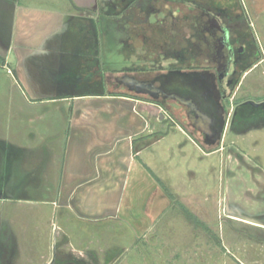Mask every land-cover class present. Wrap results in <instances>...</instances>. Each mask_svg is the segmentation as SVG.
Listing matches in <instances>:
<instances>
[{
	"label": "crops",
	"instance_id": "obj_1",
	"mask_svg": "<svg viewBox=\"0 0 264 264\" xmlns=\"http://www.w3.org/2000/svg\"><path fill=\"white\" fill-rule=\"evenodd\" d=\"M62 1L65 4L0 0V67L11 76L12 98L20 99L24 107L56 108L16 110L20 118L28 112L27 121L43 123L23 128L22 133L0 132V203L38 204L21 197L33 189L36 174L34 178L43 179L38 189L53 195L52 204L63 214L69 211L85 222L112 219L121 211L133 216L131 211L142 212L149 202V190L158 187L142 163L161 181L168 179L161 178L144 156H158H153L154 148L170 134L164 130L157 140L149 137L133 145L134 140L161 130H155L135 100L104 89V79L110 75L103 64L105 53L92 34L93 15L81 10L92 9L97 0ZM80 34L88 35L82 45L74 43ZM45 141L59 148L54 160L36 158L30 164L32 147L43 148L45 156L51 152ZM17 171L27 178L18 188ZM19 251L23 252L21 247Z\"/></svg>",
	"mask_w": 264,
	"mask_h": 264
},
{
	"label": "rangeland",
	"instance_id": "obj_2",
	"mask_svg": "<svg viewBox=\"0 0 264 264\" xmlns=\"http://www.w3.org/2000/svg\"><path fill=\"white\" fill-rule=\"evenodd\" d=\"M59 1L61 5L66 2ZM102 1L97 0L92 9L81 10L88 13L98 11ZM241 2L251 17L254 31L264 50V0ZM84 39L88 40V35L80 34L74 43L82 45ZM108 40L106 37L95 43L105 53L103 64L109 70L119 66L123 59L113 50L111 53ZM11 83L7 69L0 67L1 134L22 133L25 131L23 128L41 126L43 123L27 121L28 112L20 118L16 110H56L52 104L24 107L20 99L12 98L9 92ZM106 90L112 91L113 88ZM117 91L123 90L117 88ZM128 97L136 101L138 110H143L149 116L155 130H166L170 134L166 141L154 148L157 153L153 156L159 155L151 160L145 154V160L161 178L168 177L164 178L165 182L162 180L163 184L176 201L190 210L207 230L187 218L175 199H170L159 185L157 191H152V188L149 190V202L143 206L142 212L131 211L136 213L133 215L135 217L121 211L112 219L85 222L76 214L69 211L63 214L62 210H57L52 204L55 197L38 189L43 179L34 178V174L31 180L33 189L21 196L38 204H17L15 201L0 203V218L4 219L3 222L8 225L24 252L19 251L16 264L48 263L53 240L64 254L70 253L87 264L94 261L95 264H106L116 255V260L111 264H264V233L236 224L234 219L225 215L223 209L225 195L235 198L242 188L255 190L243 169L240 186H237L235 150L222 144L225 148L223 151H214V147L204 145L198 134L197 141L183 110L176 106L171 107L174 110H161V106L146 96ZM241 97L264 99V62L244 77L237 96L233 94L229 102L242 100ZM160 114H163L162 119ZM227 135L226 131L224 143L231 140L235 142V136L227 138ZM254 140L257 142L256 152L264 156V130L251 131L244 136L242 142L246 150L253 152L251 147ZM29 141L26 140L27 144ZM44 143L49 145L48 149L52 153L45 156L42 154L43 148L32 147L33 152L28 159L30 164L36 158L54 160L59 148L52 147L51 141ZM54 173L52 171V175ZM22 181L25 184L27 178L24 179L23 173L17 171L14 185L18 188ZM50 190L54 191L52 188ZM14 195L20 197V193ZM22 254L28 259L22 258Z\"/></svg>",
	"mask_w": 264,
	"mask_h": 264
},
{
	"label": "flooded vegetation",
	"instance_id": "obj_3",
	"mask_svg": "<svg viewBox=\"0 0 264 264\" xmlns=\"http://www.w3.org/2000/svg\"><path fill=\"white\" fill-rule=\"evenodd\" d=\"M90 14L95 42L107 37L111 53L113 50L123 59L119 66L108 70L105 90L113 88L111 92L116 94L150 99L149 94L130 92L116 78L131 76L139 81H153L157 88L174 90L165 86L161 77L179 72L204 79L198 88H190L191 92L208 86L219 96L218 108L207 109L212 118L225 122L214 151H223L222 144L233 148L237 186L243 169L255 188H242L235 198L225 195L223 209L235 214L231 219L236 224L264 233V156L256 152L255 140L253 152L246 150L242 142L249 132L264 130V110L244 103H259L264 99L241 97L242 100L229 102L233 94L237 96L244 77L264 62V50L241 0H103L101 8ZM117 88L123 91L118 92ZM154 102L161 110H174L173 106L183 110L188 126L195 132L193 135H200L204 141L187 120L188 107L162 93H157ZM226 131L227 138L235 136V142L224 143ZM196 139L199 141L198 136ZM3 220L0 218V264H16L19 243ZM53 242L51 258L46 264H87L70 253L64 254L57 242ZM116 258L117 255L109 262Z\"/></svg>",
	"mask_w": 264,
	"mask_h": 264
},
{
	"label": "water",
	"instance_id": "obj_4",
	"mask_svg": "<svg viewBox=\"0 0 264 264\" xmlns=\"http://www.w3.org/2000/svg\"><path fill=\"white\" fill-rule=\"evenodd\" d=\"M161 80L164 81L165 86L175 89L169 90L163 86L157 88L154 87L153 81H139L131 76L116 78L118 84L128 87L129 91L136 95L149 94L150 99L155 101L157 93H162L163 96L167 95L168 98L178 101L180 105L188 107V110H186V117L190 126L205 138L203 141L204 145L215 147L221 138L225 125L223 119L219 120L212 118L209 113L210 110H207L210 107L218 108L217 103L219 96L215 91L207 86L205 90H193L195 92H191L189 90L190 88H198L200 84L204 83V79L194 74L172 73L166 77H161ZM145 90L147 92H144ZM154 93L155 96H153ZM244 104L264 110V101L259 103L247 101ZM219 107L221 109V106ZM218 111L221 113L224 110ZM162 118L163 114H160V119ZM225 215L235 218V214L228 212L227 208L225 209ZM111 263L112 261L108 264ZM51 264H54V262Z\"/></svg>",
	"mask_w": 264,
	"mask_h": 264
},
{
	"label": "trees",
	"instance_id": "obj_5",
	"mask_svg": "<svg viewBox=\"0 0 264 264\" xmlns=\"http://www.w3.org/2000/svg\"><path fill=\"white\" fill-rule=\"evenodd\" d=\"M3 63V60L0 58V65ZM164 135V132H156L153 133L149 136H145V137H141L138 138L137 140L133 141V145L136 144V142H138L139 140H143V139H147L149 137L153 138L154 140H157L159 137H162ZM144 169L147 171V173H149V175L153 178V180L157 183V185H159L161 187V189L166 193V195L170 198V199H175V197L173 196V194L171 193V191L163 184V182L154 174V172L147 167L145 164H143ZM176 201V199H175ZM177 202V201H176ZM178 205L181 207L182 211L184 212V214L187 216V218H189L190 220H192L196 225L202 227L203 229L207 230L206 226L194 215L192 214V212H190V210H188L185 206H183L182 204H180L179 202H177Z\"/></svg>",
	"mask_w": 264,
	"mask_h": 264
}]
</instances>
